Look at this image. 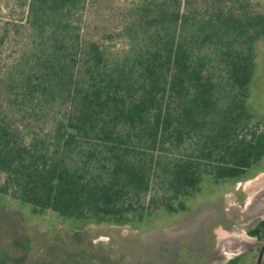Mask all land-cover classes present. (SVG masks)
Wrapping results in <instances>:
<instances>
[{
  "label": "trees",
  "instance_id": "trees-1",
  "mask_svg": "<svg viewBox=\"0 0 264 264\" xmlns=\"http://www.w3.org/2000/svg\"><path fill=\"white\" fill-rule=\"evenodd\" d=\"M84 1L28 0L30 48L0 75L2 194L35 213L125 224L184 211L204 177L238 181L264 156L247 106L264 13L249 0H144L138 14L156 30L110 63L82 45L71 16ZM13 105L29 126L51 117L49 129L25 135ZM247 233L263 238L264 220Z\"/></svg>",
  "mask_w": 264,
  "mask_h": 264
},
{
  "label": "rangeland",
  "instance_id": "rangeland-1",
  "mask_svg": "<svg viewBox=\"0 0 264 264\" xmlns=\"http://www.w3.org/2000/svg\"><path fill=\"white\" fill-rule=\"evenodd\" d=\"M162 1L171 7L182 0ZM191 1L193 7L200 6ZM249 1L253 10L264 13V0ZM143 2L85 0L71 16L79 27L83 47L89 43L99 45L109 63L131 55L147 40V30H156L155 26L146 28L138 14ZM27 9L28 0H0V75L7 73L30 48ZM254 61L247 106L254 114L251 127L261 133L264 132V36L254 43ZM19 107H8L7 115L11 122L20 125L25 135L40 132L41 127L43 131L49 129L51 117L48 122L42 117L40 122L29 126L26 122L29 118L23 116L25 113ZM184 204L185 210L174 214L158 208L141 219L115 224L62 219L50 210L34 214L30 206L0 192V264L50 263L51 257L59 261L57 264H255L264 239L247 232L264 220V156L246 169L238 181L215 183L211 177H204L199 192L185 199ZM36 230L46 234L44 240L48 244L33 242L24 252L29 246V241L23 240L25 234ZM73 232L82 233L80 244L72 243Z\"/></svg>",
  "mask_w": 264,
  "mask_h": 264
},
{
  "label": "flooded vegetation",
  "instance_id": "flooded-vegetation-1",
  "mask_svg": "<svg viewBox=\"0 0 264 264\" xmlns=\"http://www.w3.org/2000/svg\"><path fill=\"white\" fill-rule=\"evenodd\" d=\"M33 213L34 214H39V215L43 214V212L42 213H35V212H33ZM61 218L62 219H68V218H64V217H61ZM26 234H27V236H26ZM26 234H25V236H24L25 238H23V240H25L27 242L29 241V246L24 249V252H25L26 249H29L30 248V246H31V244L33 242H39V243H42V244H48L44 240V237L46 236V234L44 232H41L40 230H36V231L32 232L31 234H29V233H26ZM81 234H82L81 232H73L72 235L70 236L71 237V240H72V243L74 245H77V244H80L81 243V242H79V239H80ZM261 239H264V237L261 238ZM251 243H253V242L251 241ZM261 245H264V244H261ZM261 245H259V247H258V251H257L256 258H255V264H256V261H257V256H258V253L260 251ZM263 256H264V252L262 254V258H261L259 264H262ZM49 261H50V263L49 262L45 263V262H42V261H37V262H33V263L30 262V264H57V263H59V261H57L54 257H51V260H49Z\"/></svg>",
  "mask_w": 264,
  "mask_h": 264
},
{
  "label": "water",
  "instance_id": "water-1",
  "mask_svg": "<svg viewBox=\"0 0 264 264\" xmlns=\"http://www.w3.org/2000/svg\"><path fill=\"white\" fill-rule=\"evenodd\" d=\"M263 252H264V245H261L260 251H259L258 256H257L256 264H259L260 263V260L262 258Z\"/></svg>",
  "mask_w": 264,
  "mask_h": 264
},
{
  "label": "bare ground",
  "instance_id": "bare-ground-1",
  "mask_svg": "<svg viewBox=\"0 0 264 264\" xmlns=\"http://www.w3.org/2000/svg\"><path fill=\"white\" fill-rule=\"evenodd\" d=\"M251 239V241L253 242L254 240L252 239V238H250ZM236 240V239H235ZM240 241H243V240H241V238L239 239ZM239 240H236V242L237 243H241ZM234 241H232L231 242V245H234V243H233ZM248 244V243H247ZM240 245V244H239Z\"/></svg>",
  "mask_w": 264,
  "mask_h": 264
}]
</instances>
